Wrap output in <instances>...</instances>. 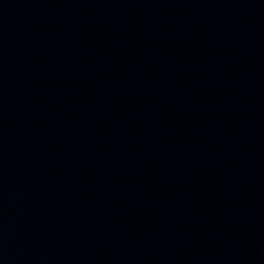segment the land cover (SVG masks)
I'll list each match as a JSON object with an SVG mask.
<instances>
[{
    "label": "water",
    "instance_id": "obj_1",
    "mask_svg": "<svg viewBox=\"0 0 264 264\" xmlns=\"http://www.w3.org/2000/svg\"><path fill=\"white\" fill-rule=\"evenodd\" d=\"M0 264H264V0H0Z\"/></svg>",
    "mask_w": 264,
    "mask_h": 264
}]
</instances>
